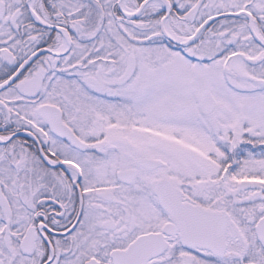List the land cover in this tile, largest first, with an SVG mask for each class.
Listing matches in <instances>:
<instances>
[{
  "label": "snow or ice",
  "instance_id": "6c2138e0",
  "mask_svg": "<svg viewBox=\"0 0 264 264\" xmlns=\"http://www.w3.org/2000/svg\"><path fill=\"white\" fill-rule=\"evenodd\" d=\"M0 264H264V0H0Z\"/></svg>",
  "mask_w": 264,
  "mask_h": 264
}]
</instances>
